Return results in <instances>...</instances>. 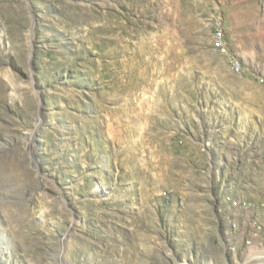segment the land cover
I'll return each instance as SVG.
<instances>
[{
  "label": "rangeland",
  "instance_id": "1",
  "mask_svg": "<svg viewBox=\"0 0 264 264\" xmlns=\"http://www.w3.org/2000/svg\"><path fill=\"white\" fill-rule=\"evenodd\" d=\"M0 264H264V0H0Z\"/></svg>",
  "mask_w": 264,
  "mask_h": 264
},
{
  "label": "built area",
  "instance_id": "2",
  "mask_svg": "<svg viewBox=\"0 0 264 264\" xmlns=\"http://www.w3.org/2000/svg\"><path fill=\"white\" fill-rule=\"evenodd\" d=\"M218 29H216V37H215V45L217 46V49L220 51L221 47H225V41L223 38L224 36L221 34V32L217 33ZM232 67H235L242 71V69L235 64L234 61H232Z\"/></svg>",
  "mask_w": 264,
  "mask_h": 264
},
{
  "label": "bare ground",
  "instance_id": "3",
  "mask_svg": "<svg viewBox=\"0 0 264 264\" xmlns=\"http://www.w3.org/2000/svg\"><path fill=\"white\" fill-rule=\"evenodd\" d=\"M220 50H225V47H221V49Z\"/></svg>",
  "mask_w": 264,
  "mask_h": 264
}]
</instances>
